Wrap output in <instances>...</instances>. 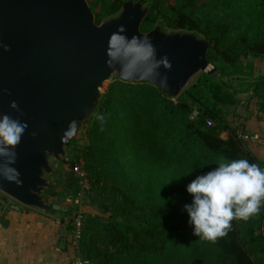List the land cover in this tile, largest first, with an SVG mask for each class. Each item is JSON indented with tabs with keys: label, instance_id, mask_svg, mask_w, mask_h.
Returning <instances> with one entry per match:
<instances>
[{
	"label": "trees",
	"instance_id": "trees-1",
	"mask_svg": "<svg viewBox=\"0 0 264 264\" xmlns=\"http://www.w3.org/2000/svg\"><path fill=\"white\" fill-rule=\"evenodd\" d=\"M124 1L88 3L92 10L113 8L103 16L94 13L99 23ZM141 1L149 6L141 30L166 27L165 17L157 21L159 0ZM182 7L175 10L174 29L204 36L210 42L206 58L216 70L200 72L177 97L149 82L114 78L80 129L83 143L74 146L72 140L68 154L71 148L74 153L63 162L70 168L68 186L75 197L73 208L59 210L72 214L61 221L74 231L80 198L72 168L79 162L90 185L89 204L98 210L82 211L77 242L79 256L93 264H264V207L248 221L234 220L232 230L215 242L193 234L183 207L192 199L186 185L215 168L220 155L264 168V161L237 138L242 125L230 128L228 120L241 117L232 107L243 94L264 115V75L246 88L240 83L252 76L247 56L264 57V0H184ZM220 19L227 21L224 31L215 27ZM192 108L199 111L195 119L189 118Z\"/></svg>",
	"mask_w": 264,
	"mask_h": 264
},
{
	"label": "water",
	"instance_id": "water-1",
	"mask_svg": "<svg viewBox=\"0 0 264 264\" xmlns=\"http://www.w3.org/2000/svg\"><path fill=\"white\" fill-rule=\"evenodd\" d=\"M148 12L147 3L125 0L96 23L88 0H0V114L28 125L12 166L19 183L0 175V192L14 201V209L50 213L60 208V201L49 202L46 194L55 189L49 178L54 163L70 161L71 141L113 78L149 82L177 97L195 74L216 70L206 58L210 42L204 36L158 24L142 31ZM119 25L125 31L118 35L126 39L112 42ZM132 37L149 38L156 58H167L171 67L159 69L166 83L140 78L142 67L123 77L121 64L127 62ZM12 101L19 111L10 107Z\"/></svg>",
	"mask_w": 264,
	"mask_h": 264
},
{
	"label": "clouds",
	"instance_id": "clouds-1",
	"mask_svg": "<svg viewBox=\"0 0 264 264\" xmlns=\"http://www.w3.org/2000/svg\"><path fill=\"white\" fill-rule=\"evenodd\" d=\"M124 31V26L119 25L112 42L125 40L118 35ZM4 47L7 49V45ZM125 51L128 59L121 64L124 78L133 77V69L142 67L140 78L159 77L161 83H166V76L161 75L159 69L161 66L170 68L171 64L166 57L156 58L155 47L149 38L141 40L132 37ZM110 55L115 57L116 54ZM10 107L19 111L15 101L10 103ZM97 118L103 119L102 116ZM27 127L25 121L7 113L0 114V175L17 183L19 173L12 167L17 155L15 148ZM215 165V168L197 175L186 185L192 199L191 203L183 206L193 234L211 242L225 237L232 230L234 220L248 221L258 216L264 207V168L247 159H229L223 155L219 156Z\"/></svg>",
	"mask_w": 264,
	"mask_h": 264
},
{
	"label": "crops",
	"instance_id": "crops-1",
	"mask_svg": "<svg viewBox=\"0 0 264 264\" xmlns=\"http://www.w3.org/2000/svg\"><path fill=\"white\" fill-rule=\"evenodd\" d=\"M247 98L241 95L232 107L241 117L229 116L230 128L241 124L236 132L253 136L245 144L264 161V115L258 113L255 100ZM13 204L0 192V264H70L72 233L65 222L48 212L22 206L16 210Z\"/></svg>",
	"mask_w": 264,
	"mask_h": 264
},
{
	"label": "rangeland",
	"instance_id": "rangeland-1",
	"mask_svg": "<svg viewBox=\"0 0 264 264\" xmlns=\"http://www.w3.org/2000/svg\"><path fill=\"white\" fill-rule=\"evenodd\" d=\"M183 2H184V0H159L158 18H157L158 23L161 20H165L164 19V17H165L167 20L166 29L176 30L173 27L174 26V20L173 19L176 17V11L175 10H177V8L183 9L184 8V7H182ZM112 9L113 8H108L107 11L106 10L104 11L103 9H101V6L98 5L92 11L94 13L100 14V16H103L105 14L110 13L112 11ZM215 27L221 29V31H224L227 28L226 19H220L219 21H217L215 24ZM246 60H248L249 62L252 63V69H251L252 76L251 77L246 76V77H244V79H242V81H240L241 84H244L242 86V88H246L247 84L251 80H255L259 75H264V57L257 58V57H253L252 55H248ZM211 67H213V66L210 65V68ZM228 71H229V69L227 70V72ZM199 74H200V72L195 74L192 78H190V80L188 81V83L185 85V87L183 89L187 88L192 82H194L197 79ZM224 79L225 80L229 79V76H225ZM113 80H114V78L111 80V82ZM238 82L239 81H235L234 84H237ZM223 136H226V135L223 134ZM74 139H75V141L73 142L74 146H78V145L82 144L83 143L82 133L79 131ZM69 147H68V149H69ZM68 149H67V155L68 156H69V154L74 153L73 149L71 148L69 150V154H68ZM54 167H55L56 172H55V174L51 175L49 178H50L51 183L55 186V189L51 190V191H54L53 195H50L49 191L47 192V195H48V201L49 202H52V200L60 201V208L57 210H52L50 213L55 214L61 220L64 217L67 218V216L72 215V214H69V215L63 216L59 212V210L62 208H66V207H69V208L72 207L74 204L73 200H74L75 194L73 192V188L68 186L69 181H70V179H69V177H70L69 166H67L63 163H54ZM90 195H91V192L89 194H87L86 196H82V197L77 196L80 198V209L79 210H82L85 212H91L93 214L98 213V210L89 204ZM71 213H74V210H72ZM64 220L66 221V219H64ZM65 224L67 225L66 222H65ZM70 241H72L71 242L72 244L71 243L70 244H71V249H73L71 252V255H70L71 256L70 257V264H72L73 259L75 257L79 256L80 254H79V247H78L77 242L73 241L72 237H71Z\"/></svg>",
	"mask_w": 264,
	"mask_h": 264
},
{
	"label": "built area",
	"instance_id": "built-area-1",
	"mask_svg": "<svg viewBox=\"0 0 264 264\" xmlns=\"http://www.w3.org/2000/svg\"><path fill=\"white\" fill-rule=\"evenodd\" d=\"M198 114H199V111L196 108H192L189 113V118L195 119L198 116ZM208 123L210 122L208 121ZM229 131L230 130H227V132ZM236 136L238 139H240L243 142L252 141L254 139L253 136L247 133H244V132H236ZM262 142H264V140H262ZM82 165L83 163L79 162V163H76L72 168L73 173L78 177V183H79L78 196L79 197L86 196L90 190V185L88 183V180L86 178V173L83 170ZM76 201H78V199ZM82 213H83L82 210H78L77 212H75L74 216L72 217L73 225H74V231L72 232V239L75 242H78L79 237H80ZM72 264H93V263L82 258L81 256H77L73 259Z\"/></svg>",
	"mask_w": 264,
	"mask_h": 264
},
{
	"label": "flooded vegetation",
	"instance_id": "flooded-vegetation-1",
	"mask_svg": "<svg viewBox=\"0 0 264 264\" xmlns=\"http://www.w3.org/2000/svg\"><path fill=\"white\" fill-rule=\"evenodd\" d=\"M163 28V26H161Z\"/></svg>",
	"mask_w": 264,
	"mask_h": 264
}]
</instances>
